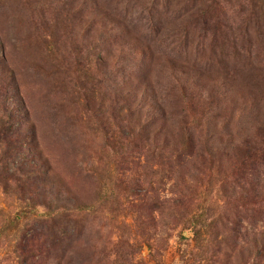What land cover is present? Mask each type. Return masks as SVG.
Returning a JSON list of instances; mask_svg holds the SVG:
<instances>
[{
	"label": "rangeland",
	"instance_id": "1",
	"mask_svg": "<svg viewBox=\"0 0 264 264\" xmlns=\"http://www.w3.org/2000/svg\"><path fill=\"white\" fill-rule=\"evenodd\" d=\"M3 85L0 264H264V0H0Z\"/></svg>",
	"mask_w": 264,
	"mask_h": 264
},
{
	"label": "trees",
	"instance_id": "2",
	"mask_svg": "<svg viewBox=\"0 0 264 264\" xmlns=\"http://www.w3.org/2000/svg\"><path fill=\"white\" fill-rule=\"evenodd\" d=\"M180 89L182 90L183 101H187V104L192 105V97L186 95L184 87ZM1 90L0 149L4 151L3 161L5 162L1 175L7 191L11 184H15L17 191L25 195H32L33 191L40 189V186L36 184L42 182V175L36 165L31 162L32 159L28 158L26 149H30V147L37 148V145L26 142L27 137L24 136L23 130L19 129L15 122L13 112L10 108L9 88L4 86ZM3 90L5 93H3ZM12 161L18 164L16 168L17 173L12 168L14 166Z\"/></svg>",
	"mask_w": 264,
	"mask_h": 264
}]
</instances>
